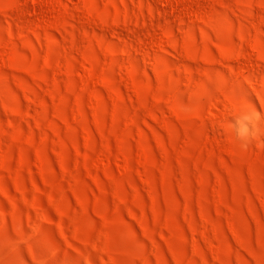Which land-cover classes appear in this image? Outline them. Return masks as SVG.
<instances>
[{
  "label": "rangeland",
  "instance_id": "1",
  "mask_svg": "<svg viewBox=\"0 0 264 264\" xmlns=\"http://www.w3.org/2000/svg\"><path fill=\"white\" fill-rule=\"evenodd\" d=\"M45 1L0 0V264H264V148L221 132L264 0Z\"/></svg>",
  "mask_w": 264,
  "mask_h": 264
},
{
  "label": "clouds",
  "instance_id": "2",
  "mask_svg": "<svg viewBox=\"0 0 264 264\" xmlns=\"http://www.w3.org/2000/svg\"><path fill=\"white\" fill-rule=\"evenodd\" d=\"M221 132L230 135L242 152L252 146L264 148V113L252 106L232 108Z\"/></svg>",
  "mask_w": 264,
  "mask_h": 264
},
{
  "label": "bare ground",
  "instance_id": "3",
  "mask_svg": "<svg viewBox=\"0 0 264 264\" xmlns=\"http://www.w3.org/2000/svg\"><path fill=\"white\" fill-rule=\"evenodd\" d=\"M29 1V0H28ZM32 1V3H34V4H36V3H40L41 5L43 4V3H46L47 1H45V0H31ZM50 3H55L56 5H59V6H56V7H59L60 8V6H61V0H48ZM166 1V0H165ZM14 2V1H13ZM18 2V1H17ZM22 2V1H21ZM185 2V1H184ZM184 2H182V3H184ZM187 2V1H186ZM27 3V2H26ZM31 3V4H32ZM167 3V2H166ZM179 3V2H178ZM187 3H189V2H187ZM13 4V6H9V8L10 7H14L15 8V6H16V4H15V2L14 3H12ZM12 4H10V5H12ZM14 4H15V6H14ZM19 4V3H18ZM21 4V3H20ZM25 4V3H24ZM29 4V3H28ZM33 4V5H34ZM49 4V3H48ZM54 4V5H55ZM171 4V3H170ZM185 4V3H184ZM53 5V4H52ZM151 5V4H150ZM167 5V4H166ZM165 5V6H166ZM168 5H169V3H168ZM35 6V5H34ZM42 6H45L44 4L42 5ZM51 6V5H50ZM49 6V7H50ZM190 6V5H189ZM18 7H22V6H18ZM37 7H38V5H37ZM36 7V8H37ZM45 7H47V5L45 6ZM53 7V6H52ZM51 7V8H52ZM56 7H54V8H56ZM151 7V6H150ZM185 7V6H184ZM26 8V7H25ZM28 8V7H27ZM31 8V7H30ZM42 8V7H41ZM44 8V7H43ZM187 8V7H186ZM195 8V7H194ZM23 9V8H22ZM38 9V8H37ZM45 9H47V8H45ZM56 9H58V8H56ZM190 9V8H189ZM12 10V9H11ZM17 9H15L14 11H16ZM44 10V9H43ZM48 10H50V8L48 9ZM53 10V9H52ZM55 10V9H54ZM168 10V9H167ZM185 10V9H184ZM28 11V10H27ZM35 11V10H34ZM47 10H45V12H46ZM186 11V10H185ZM18 12V11H17ZM23 12V11H22ZM31 12V11H30ZM40 12H42V10L40 11ZM44 12V11H43ZM42 12V13H43ZM55 12V11H54ZM53 12V13H54ZM59 12V11H58ZM186 12H188V11H186ZM16 13V12H15ZM26 13V12H25ZM42 13H41V15H42ZM189 13V12H188ZM195 13V12H194ZM29 16H30V13H27ZM33 14H35V13H33ZM44 14V13H43ZM191 14V13H190ZM21 15V14H20ZM26 15V14H25ZM29 16H28V18H29ZM44 16V15H43ZM32 17V16H31ZM37 18V17H36ZM33 19V18H32ZM43 19V18H42ZM48 19V18H47ZM46 20V19H45ZM47 21V20H46ZM48 21H49V19H48ZM20 22V21H19ZM50 23V22H49ZM52 23V22H51ZM168 39V38H167ZM250 42V41H249ZM251 47H252V50L254 51V53H255V56L257 57V59H259V60H264V48H263V46L258 42V41H253V42H251ZM236 52H238V51H235V53ZM235 53H234V56H235ZM233 54V53H232ZM237 54V57L236 58H240L241 56H243L242 55V53H240V51L238 52V53H236ZM248 55V54H247ZM246 55V56H247ZM246 70V69H245ZM91 74H92V72H90ZM248 76L247 77H250L249 76V74L248 73H246ZM245 74V75H246ZM251 75V74H250ZM247 77H245L246 79H248ZM253 77V76H252ZM251 77V78H252ZM254 78V77H253ZM263 79V78H262ZM261 79V80H262ZM249 80V79H248ZM254 79H252V81H253ZM251 81V79L249 80V82ZM255 81L256 80H254V83H255ZM259 81V80H258ZM258 81H256L257 83H258ZM253 83V84H254ZM257 83H255L254 85L256 86V87H254V86H252L251 85V87L252 88H257ZM259 83H261V82H259ZM252 84V83H251ZM260 86H262V85H260ZM259 87V86H258ZM260 88V87H259ZM262 88V87H261ZM258 89V88H257ZM262 89H264V87L262 88ZM259 90V89H258ZM261 91V90H260ZM260 91H257V93L258 92H260ZM212 99V98H211ZM213 100V99H212ZM215 101V100H214ZM222 104H224V103H222ZM222 105H220V102H212L211 101V103H210V107H211V109L213 110V111H215V112H217V113H220V114H224L225 113V111L227 112L228 110H226L225 108H227V106H224L223 108L221 107ZM224 112V113H223ZM229 112V111H228ZM228 115V114H227ZM224 116V115H223ZM105 153V152H104ZM109 153V152H108ZM97 156L99 155V154H96ZM94 159V158H93ZM128 160V159H127ZM126 161V160H125ZM141 161V160H140ZM112 159H111V157L109 156V155H106V154H102L101 156H98L96 159H95V165H98V166H100L101 168H103V169H105V170H107V171H109V170H111V167H112ZM116 163V162H115ZM124 163V162H123ZM123 163H122V165H123ZM126 164H127V162H126ZM141 164V163H140ZM139 164V165H140ZM121 166V165H120ZM128 166V165H127ZM126 168V167H125ZM124 168V169H125ZM123 169V168H122ZM129 170V169H128ZM124 171V170H123ZM202 217V216H201ZM203 218V217H202ZM205 218V217H204ZM201 219V218H200ZM199 219V220H200ZM213 223V222H212ZM212 223H211V225H212ZM201 224H202V222H201ZM205 224V223H204ZM223 224V223H222ZM200 225V224H199ZM219 225V224H218ZM198 226V225H197ZM204 226V225H203ZM214 226V225H213ZM212 227V226H211ZM226 227V226H225ZM224 228V227H223ZM201 229V228H200ZM200 231V230H199ZM193 232V231H192ZM195 232V231H194ZM197 232V231H196ZM199 233V232H198ZM205 233H207L206 231H205ZM204 233V234H205ZM225 233V232H224ZM236 234H239L238 233V231H237V233ZM198 236V235H197ZM204 236H206V234L204 235ZM238 237V236H237ZM193 238H195V237H193ZM204 238V237H203ZM198 239V238H197ZM205 239V238H204ZM206 239H208V238H206ZM205 239V240H206ZM238 239V238H237ZM241 240H242V238H241ZM197 241V240H196ZM195 241V242H196ZM207 242V241H206ZM215 242V241H214ZM95 243V242H94ZM211 243V242H210ZM92 244V243H91ZM215 244V243H214ZM216 246V245H215ZM95 247V246H94ZM216 248V247H215ZM226 252H227V250H226Z\"/></svg>",
  "mask_w": 264,
  "mask_h": 264
}]
</instances>
